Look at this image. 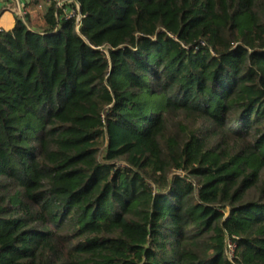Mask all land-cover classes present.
<instances>
[{"label": "trees", "instance_id": "1", "mask_svg": "<svg viewBox=\"0 0 264 264\" xmlns=\"http://www.w3.org/2000/svg\"><path fill=\"white\" fill-rule=\"evenodd\" d=\"M78 2L0 29V264H264V0Z\"/></svg>", "mask_w": 264, "mask_h": 264}, {"label": "built area", "instance_id": "2", "mask_svg": "<svg viewBox=\"0 0 264 264\" xmlns=\"http://www.w3.org/2000/svg\"><path fill=\"white\" fill-rule=\"evenodd\" d=\"M13 3H17L16 8L13 7V11L17 16L24 17L28 12V1L29 0H11ZM46 2H55L58 7H66L67 16L76 17L77 22L81 19L80 4L78 0H46ZM1 29V28H0ZM235 245L230 242L228 248V254L231 256L233 254Z\"/></svg>", "mask_w": 264, "mask_h": 264}, {"label": "crops", "instance_id": "3", "mask_svg": "<svg viewBox=\"0 0 264 264\" xmlns=\"http://www.w3.org/2000/svg\"><path fill=\"white\" fill-rule=\"evenodd\" d=\"M17 3H13L11 0H0V28L4 30H10L15 26L17 14L13 11V7L16 8Z\"/></svg>", "mask_w": 264, "mask_h": 264}, {"label": "rangeland", "instance_id": "4", "mask_svg": "<svg viewBox=\"0 0 264 264\" xmlns=\"http://www.w3.org/2000/svg\"><path fill=\"white\" fill-rule=\"evenodd\" d=\"M46 6H47L46 4H40V5L37 7L36 12H39V14H40L41 16H43L44 11H45V7H46Z\"/></svg>", "mask_w": 264, "mask_h": 264}]
</instances>
